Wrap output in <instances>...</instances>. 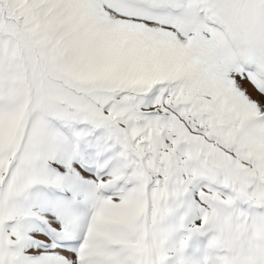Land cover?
<instances>
[{"label":"snow or ice","instance_id":"1","mask_svg":"<svg viewBox=\"0 0 264 264\" xmlns=\"http://www.w3.org/2000/svg\"><path fill=\"white\" fill-rule=\"evenodd\" d=\"M0 264H264V0H0Z\"/></svg>","mask_w":264,"mask_h":264}]
</instances>
